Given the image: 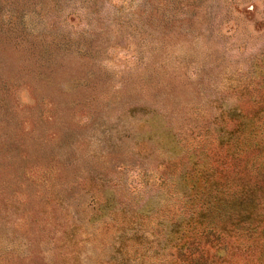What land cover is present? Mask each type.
Here are the masks:
<instances>
[{"label":"rangeland","instance_id":"374dc122","mask_svg":"<svg viewBox=\"0 0 264 264\" xmlns=\"http://www.w3.org/2000/svg\"><path fill=\"white\" fill-rule=\"evenodd\" d=\"M190 262L264 264V0H0V264Z\"/></svg>","mask_w":264,"mask_h":264},{"label":"trees","instance_id":"16d2710c","mask_svg":"<svg viewBox=\"0 0 264 264\" xmlns=\"http://www.w3.org/2000/svg\"><path fill=\"white\" fill-rule=\"evenodd\" d=\"M200 255V254H199ZM189 264H193L192 262H190ZM196 264H197V262H196Z\"/></svg>","mask_w":264,"mask_h":264}]
</instances>
